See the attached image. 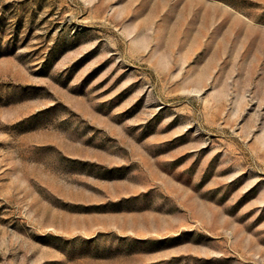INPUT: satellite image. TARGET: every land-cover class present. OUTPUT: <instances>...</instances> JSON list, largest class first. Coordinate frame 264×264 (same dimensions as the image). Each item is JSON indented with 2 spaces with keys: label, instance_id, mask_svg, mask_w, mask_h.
Listing matches in <instances>:
<instances>
[{
  "label": "rangeland",
  "instance_id": "rangeland-1",
  "mask_svg": "<svg viewBox=\"0 0 264 264\" xmlns=\"http://www.w3.org/2000/svg\"><path fill=\"white\" fill-rule=\"evenodd\" d=\"M0 264H264V0H0Z\"/></svg>",
  "mask_w": 264,
  "mask_h": 264
}]
</instances>
